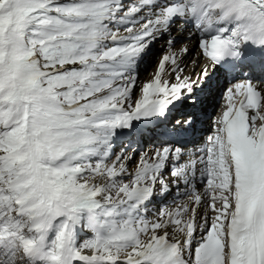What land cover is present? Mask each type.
Listing matches in <instances>:
<instances>
[{
  "label": "snow or ice",
  "instance_id": "6c2138e0",
  "mask_svg": "<svg viewBox=\"0 0 264 264\" xmlns=\"http://www.w3.org/2000/svg\"><path fill=\"white\" fill-rule=\"evenodd\" d=\"M243 2L0 0V264H264V82L204 108Z\"/></svg>",
  "mask_w": 264,
  "mask_h": 264
},
{
  "label": "clouds",
  "instance_id": "9594fccd",
  "mask_svg": "<svg viewBox=\"0 0 264 264\" xmlns=\"http://www.w3.org/2000/svg\"><path fill=\"white\" fill-rule=\"evenodd\" d=\"M200 7L214 20H231L233 22L238 20L244 24L254 23L246 14L248 5L243 0H237V2L232 4H229L227 0H201ZM225 12H227V15H224ZM245 31H247L248 43L256 47L264 46V29L256 27ZM221 58H231L230 52L226 50Z\"/></svg>",
  "mask_w": 264,
  "mask_h": 264
},
{
  "label": "bare ground",
  "instance_id": "6f19581e",
  "mask_svg": "<svg viewBox=\"0 0 264 264\" xmlns=\"http://www.w3.org/2000/svg\"><path fill=\"white\" fill-rule=\"evenodd\" d=\"M161 52H162V48H161L160 42H158L157 44H155L153 46V55H152V58L148 62V66L149 65L150 66L149 67L147 66L148 68L146 66L142 67L141 70H140V79L141 80L147 78L149 71L152 69V67L154 65L152 63L156 62V57H158ZM197 56H198V50H197V48L195 46H192L191 52L184 58V63L188 64L189 62H191ZM152 60H153V62H152ZM209 70L211 72V75H210V78H209V82H208V84L206 86H210V87L207 88V91L205 89V91L207 93L205 104H204V108L205 109H213L214 107H217V103H218L217 102V98L215 97V94H214V88L211 89V86L213 84L214 85L218 84L220 79H222L220 71L217 68L212 66V67H210ZM197 71H199V69H197ZM214 75H216V76H214ZM259 82H264V80L259 81ZM208 92H210V94H208Z\"/></svg>",
  "mask_w": 264,
  "mask_h": 264
},
{
  "label": "rangeland",
  "instance_id": "374dc122",
  "mask_svg": "<svg viewBox=\"0 0 264 264\" xmlns=\"http://www.w3.org/2000/svg\"><path fill=\"white\" fill-rule=\"evenodd\" d=\"M148 62H149V61H148ZM152 62H153V60H152ZM152 64H155V63L153 62ZM147 66H148V63H147V65H146V67H147ZM149 66H150V65H149ZM149 66H148V67H149ZM148 67H147V68H148ZM149 69H150V68H149ZM149 69H148V70H149Z\"/></svg>",
  "mask_w": 264,
  "mask_h": 264
}]
</instances>
